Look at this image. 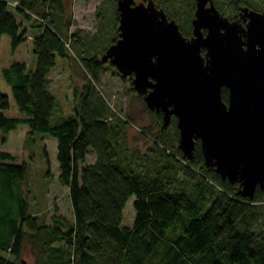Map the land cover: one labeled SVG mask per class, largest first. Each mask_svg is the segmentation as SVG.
<instances>
[{
	"label": "trees",
	"instance_id": "16d2710c",
	"mask_svg": "<svg viewBox=\"0 0 264 264\" xmlns=\"http://www.w3.org/2000/svg\"><path fill=\"white\" fill-rule=\"evenodd\" d=\"M163 1L178 10L189 0ZM229 1L237 11L243 2L261 4ZM14 9L38 14L42 27L32 41L35 67L21 59L0 61V264H21L27 241L33 264H264V187L240 193L237 180L205 162L200 138L193 157H184L177 117L165 128L155 109L153 123L141 129L150 137L160 125L150 137L152 148L131 147V117L117 113L96 87L103 63L96 52H86L96 35L74 41L87 82L73 86L75 112L56 117L60 100L51 71L57 53L69 55L66 0H19L14 7L0 0V41L8 32L15 49L27 31ZM19 122L57 137L59 178L69 187L74 219L57 215L50 223L31 211L23 185L32 149L8 146L1 134ZM91 150L95 157L86 161ZM132 194L135 216L124 224Z\"/></svg>",
	"mask_w": 264,
	"mask_h": 264
},
{
	"label": "water",
	"instance_id": "95a60500",
	"mask_svg": "<svg viewBox=\"0 0 264 264\" xmlns=\"http://www.w3.org/2000/svg\"><path fill=\"white\" fill-rule=\"evenodd\" d=\"M117 9L119 36L101 59L131 76L163 126L176 115L184 157L200 138L205 162L240 193L264 187V9L243 4L230 17L196 0L189 35L156 0H117Z\"/></svg>",
	"mask_w": 264,
	"mask_h": 264
},
{
	"label": "rangeland",
	"instance_id": "374dc122",
	"mask_svg": "<svg viewBox=\"0 0 264 264\" xmlns=\"http://www.w3.org/2000/svg\"><path fill=\"white\" fill-rule=\"evenodd\" d=\"M13 1V2H12ZM216 5L230 17L237 11L231 8L229 0H214ZM261 4L254 5L259 9H264V0H258ZM11 7L18 4L19 0H8ZM157 4L167 9L173 10L174 17L179 21L183 29L192 32V17L196 7V0H189L182 3L177 9H173L170 3L163 0H156ZM247 4L243 2L241 5ZM18 19L22 22V28L26 29V39L14 49L11 43V36L4 32L0 41V61L9 64L14 59L25 60L30 67L36 65V53L32 47V41L42 24L38 14L31 17L24 16L19 10L14 9ZM177 10V11H175ZM239 10V9H238ZM168 12V11H167ZM103 14H106L103 17ZM238 14L240 12L238 11ZM171 16V15H170ZM240 17V16H239ZM63 20L67 22L69 34L68 49L69 55L57 53L56 63L51 71L52 90L58 96L60 104L55 110V116L75 112L74 88L75 84L83 85L87 82L85 77L86 67L82 63L79 48L74 45L77 39H88L92 35L98 36L93 39L95 46L86 52H96L100 59L106 46L113 42V38L119 36L120 15L117 9V0H66V10L63 13ZM43 19V23L47 22ZM244 20V19H243ZM184 27V28H183ZM185 31V30H183ZM116 37V38H117ZM85 53V52H83ZM103 67L100 71L101 79L96 80V87L107 98L112 108L117 113L129 115L128 139L131 147H136L142 152L152 148L154 134L160 129V125L153 126L151 134L148 136L141 131L142 128L153 123V111L144 96L133 89L132 80L129 76L121 75L120 71L112 65L109 59L102 60ZM163 126V125H162ZM161 126V127H162ZM166 128V126H163ZM170 128V127H169ZM145 129V128H144ZM161 130V129H160ZM1 134L5 135V143L12 147H29L33 156L28 165V178L24 182V191L30 203L31 211L45 218L47 222L56 221L55 216L63 215L69 219H74L72 200L69 194V187L59 178L60 166L57 156V137L46 131H30L26 122H19L16 127L9 130L2 129ZM2 139V137H0ZM178 145V141H177ZM95 157V151L88 153L86 161H91ZM134 194L128 199L123 210L124 224H132L135 216L133 203ZM35 261L34 247L27 241L22 254L21 264H33Z\"/></svg>",
	"mask_w": 264,
	"mask_h": 264
},
{
	"label": "flooded vegetation",
	"instance_id": "af4514ba",
	"mask_svg": "<svg viewBox=\"0 0 264 264\" xmlns=\"http://www.w3.org/2000/svg\"><path fill=\"white\" fill-rule=\"evenodd\" d=\"M239 12H240V9L238 10ZM238 11H236L235 13H234V15H233V17L235 16V15H240V14H238ZM244 21V20H243ZM110 60V59H109ZM112 64H114L113 62H111ZM114 66L115 67H117L115 64H114ZM118 69V68H117ZM119 70V69H118ZM130 78H131V76H129ZM137 90V89H136ZM143 95V94H142ZM156 110V109H155ZM157 111V110H156ZM158 112H160L161 114H162V116H163V112L162 111H158ZM175 114L173 113L172 114V116H171V119H170V121L173 119V118H175ZM179 128V127H178Z\"/></svg>",
	"mask_w": 264,
	"mask_h": 264
},
{
	"label": "built area",
	"instance_id": "2783aa9c",
	"mask_svg": "<svg viewBox=\"0 0 264 264\" xmlns=\"http://www.w3.org/2000/svg\"><path fill=\"white\" fill-rule=\"evenodd\" d=\"M13 2V1H12ZM17 5V4H16Z\"/></svg>",
	"mask_w": 264,
	"mask_h": 264
}]
</instances>
